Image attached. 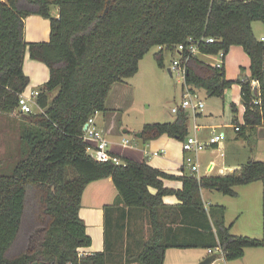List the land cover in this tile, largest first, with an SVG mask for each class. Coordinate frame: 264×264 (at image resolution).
<instances>
[{"label":"trees","instance_id":"1","mask_svg":"<svg viewBox=\"0 0 264 264\" xmlns=\"http://www.w3.org/2000/svg\"><path fill=\"white\" fill-rule=\"evenodd\" d=\"M52 7L59 9L57 18ZM31 15L50 21L49 42L25 41V19ZM254 22L264 24V0H0V114L16 113L20 119L8 165L0 157V264H109V249L116 242L108 234L105 252L78 253L92 245L79 214L83 193L90 183L107 178L118 191L116 204L147 212L150 236L139 264H164L171 248L221 247L229 262L242 259L246 249L264 248V238L233 235V225L225 223L226 209L206 208L201 195L206 189L236 197L235 187L264 180V162L249 161L229 176L177 178L146 161L98 162L83 138L88 119L107 111L112 87L138 74L153 47L164 48L155 56L163 69L164 50L177 54V47L192 39L199 42V53L187 60L186 85L223 98L239 84L245 112L238 134L246 140L249 132L264 126V42L256 39ZM207 38L214 43L202 42ZM233 46L242 47L251 60L249 78L230 81L224 66L199 58L226 56ZM27 53L46 65L49 80L36 100L43 112L35 107L22 114L19 97L30 84L24 73ZM231 109L237 113L234 104ZM232 124L240 127L236 117ZM188 125L189 114L180 110L173 123L145 125L142 140L167 135L185 141ZM177 179L182 190L164 187V180ZM29 195L39 196L42 221L27 218ZM166 196L181 204L166 205Z\"/></svg>","mask_w":264,"mask_h":264},{"label":"crops","instance_id":"2","mask_svg":"<svg viewBox=\"0 0 264 264\" xmlns=\"http://www.w3.org/2000/svg\"><path fill=\"white\" fill-rule=\"evenodd\" d=\"M56 8V11H52L51 9V15L54 18H57L59 16V9L58 7ZM256 23L257 22H254L252 25L254 35L258 41H263L264 30L262 34L258 35V29L260 27L258 26L256 28ZM50 31V21L48 19H44L37 15H31L25 19L24 38L27 43L49 42ZM178 55L179 54H174L175 58H177ZM202 57L208 58L210 61H207ZM199 58L204 63L214 67H217L218 65L224 66L226 70V78L230 81H237L241 77L249 78L251 76V60L245 53L243 48L240 46H233L224 58H219V56L216 55H200ZM169 70L170 69H168V72ZM24 73L30 79V84L24 92L27 95L31 94L32 92L39 91L40 88L49 80V70L46 65H40V62L31 60L28 53L25 55L24 59ZM172 74L173 73L170 70V75ZM127 81H129V79ZM127 81L125 83L115 84L112 87V90L106 100L107 111L105 113H116L120 109L121 100L119 98L118 92L128 87ZM253 85L254 88H258V84L256 82H254ZM241 90L242 89L239 84H234L231 89L226 91L224 97L221 98L223 100V106L225 107V122H222V119L218 114V110L213 104H209L207 106L205 105L204 111L200 112L196 116H193L192 114L187 112L189 114V121L190 116H193V124L188 125V135L194 134L196 132V135L203 142H208V140L212 137L213 132H216V134L224 133L225 138L226 134L221 130L223 129V127L233 125H228V123H233L234 117L237 118L238 124L241 128V126L244 125L243 116L245 112V107L242 103ZM232 104L236 106V114L232 112ZM98 115L99 114H97L95 117L96 124ZM175 119L176 118L174 117L173 122L175 121ZM240 119L241 121L239 122ZM195 126L198 127V130L196 131L194 130ZM98 128L104 133L107 138L109 129H106V127L100 128L99 126ZM260 128L264 129V127H259L257 129ZM142 129L138 134L142 132ZM257 129H255L254 131H256ZM254 131H251L250 133ZM125 133H127V131H125ZM174 139L175 138L163 135L162 137L154 141H150V144L147 145L148 147H150L152 143V145H156L157 147L153 149L155 151L152 153L145 151V159L143 161H146L147 164H149L153 168L159 169L160 171L177 178L190 176L191 174L198 179L212 176H229L238 173L243 166H234L233 163L228 161V157L224 153V151L227 150V144L224 143L223 140L219 145L209 147L199 154H193L184 152L183 148L180 147L179 143L176 142L177 139ZM179 142L183 143L184 141ZM178 148H180V155H178ZM171 149L174 152L171 151V153H169V150ZM156 152L160 154L157 157L154 156V153ZM110 153L119 158L122 162H124V159L136 161L129 157H124L113 150H110ZM187 154H189V157L196 159L198 164L200 165L199 175H195L194 173H192V170H190V173L187 172L188 168L191 169L189 166L187 168L186 164L183 163L188 161ZM176 167L179 168V171L177 173L172 171ZM164 187L167 189L178 191L182 190L183 183L179 179L164 180ZM206 191L208 192L215 190L203 189L201 191L203 201ZM151 192L155 194L156 190L151 189ZM117 193L118 192L111 178L103 179L87 185L82 196L81 209L79 214L80 218L86 225L87 234L92 239V245L88 248H81L79 249V251L83 256L105 252V239L106 234H108L107 230L112 225L115 230L114 234L118 238L115 239L116 244H114L109 249V254L112 259L109 264H139L137 261H132V259H135L136 255L139 254L138 250H135V246L137 245V242L141 240L139 236L135 234H133L132 238H129V230L138 228L148 230V224L144 221L142 216L143 214H147V212L136 208H128L123 204H116L118 195ZM163 201L166 205L169 206H177L181 204V202L175 196H166L163 198ZM209 207L210 206H206V208ZM208 257L209 254L208 250L206 249L171 248L166 251L164 264H200ZM218 264H264V248L246 249L244 257L235 261L229 262L226 261L224 257H221Z\"/></svg>","mask_w":264,"mask_h":264},{"label":"rangeland","instance_id":"3","mask_svg":"<svg viewBox=\"0 0 264 264\" xmlns=\"http://www.w3.org/2000/svg\"><path fill=\"white\" fill-rule=\"evenodd\" d=\"M55 8L52 7V11H56L57 8ZM256 24V28L258 26L261 28L258 29V35H260L264 30V24L261 22ZM163 49L160 46L153 47L140 62L138 74L127 81V88L118 92L121 107L116 113H98L97 125L100 128L106 127V129H109L107 135L109 150L136 161H143L145 159L144 152L152 153L155 151L153 149L157 147L152 145L153 143L148 147L149 142H144L142 138L137 137L139 131L147 124L173 122L174 117L176 118L177 115L172 113V109L181 104L185 90L182 76L177 73L170 75L168 72L175 58L174 54L164 50L165 68L161 69L158 66L155 56ZM202 58L210 61L208 58ZM194 91L206 106L213 104L218 110L222 122L226 121L224 116L225 107L221 98L209 97L204 89H194ZM19 120L16 113L10 115L0 114V157L6 160V165H8V157L13 153L12 150L15 148L19 138ZM189 124H193L192 115L190 116ZM230 124L232 123L229 122L228 125ZM234 127L235 125H230L223 127L221 130L226 134L223 141L227 144V150L224 153L227 155L228 161L233 163L234 166L245 165L249 161L264 162V129L260 128L252 133L249 132L248 138L242 140L239 139V134ZM126 140L130 142V145H124ZM176 142L183 148L182 142H179V140H176ZM171 151L173 150H169V153ZM178 155H180V148H178ZM187 155L192 164L198 163L196 159L189 157V154ZM189 160L183 162L187 168ZM190 170L188 168L187 172L190 173ZM172 171L177 173L179 168L176 167ZM235 191L237 193L236 197L225 196L218 191H206L204 195L205 204L206 206H223L226 209L225 223L227 226L233 225L232 234L263 239L264 180L251 185L235 187ZM40 206L39 196L29 195L27 202V218L29 220L34 219L35 222H38ZM35 210L36 214H34ZM142 216L148 224L147 214ZM39 219L41 220V216ZM138 229L129 230V238H132L133 234L139 236L142 242L140 244L137 243L135 250L140 253L143 244L150 236V227L148 224V230L139 229V231ZM114 233V227L111 225L108 229V238L111 242H115L116 235ZM138 255L132 261H137Z\"/></svg>","mask_w":264,"mask_h":264},{"label":"built area","instance_id":"4","mask_svg":"<svg viewBox=\"0 0 264 264\" xmlns=\"http://www.w3.org/2000/svg\"><path fill=\"white\" fill-rule=\"evenodd\" d=\"M214 39L207 38L203 39L202 42H205L207 44L214 43ZM264 41V39H263ZM201 42V41H200ZM199 42H194L192 39L188 40V44H181L177 47V54L178 57L173 59L172 65H171V72L177 73L178 75L182 76L181 78L184 80L185 90L183 93L181 104L175 108L172 109L173 114H178L180 110L186 111L193 116H196L200 112L204 111L205 109V103L200 100L198 94L194 91L193 88L186 85L185 78L187 73V60L190 56L197 55L199 53L198 45ZM186 53L187 59L185 61L182 60L183 54ZM217 56L219 58H224L225 54L224 52H220ZM218 68H221L222 65H218ZM254 86V85H253ZM256 89V88H255ZM39 95V92H32L31 94L27 95L23 93L19 97V111L22 114H31L34 111V108H38L40 112H43L41 108L37 105V97ZM98 113H96L94 116L90 117L88 119V122L86 123L87 129H84V141L87 144V151L89 155L95 159L98 162L108 163L112 162L116 165H121L123 162L112 155L109 150V142L104 135V133L98 128L95 117ZM85 125V126H86ZM238 126L235 127V130L239 131ZM194 130H198V127L195 126ZM194 131V132H195ZM224 138V133L216 134V132H213L212 137L208 140V142H203L197 135L196 132L194 134L188 135L186 140L183 142V150L186 153H193V154H199L203 151H205L209 147H213L214 145H219L221 141ZM125 146L130 145V142L126 140L124 142ZM159 153H154V156H159ZM189 160V159H188ZM188 166L191 168L193 173L196 175H199L200 173V165L192 164V161L189 160ZM79 257H82V253L78 251ZM209 257L214 256L215 261L211 264H218L221 257H224L223 251L221 247H217L215 249H209L208 250Z\"/></svg>","mask_w":264,"mask_h":264},{"label":"water","instance_id":"5","mask_svg":"<svg viewBox=\"0 0 264 264\" xmlns=\"http://www.w3.org/2000/svg\"><path fill=\"white\" fill-rule=\"evenodd\" d=\"M109 5H110V1L108 2V7H107L105 13H107L108 8H109ZM169 73H170V70H169ZM84 129H85V130L87 129V125L85 126ZM137 136H138V138H142V134H141V133L138 134ZM215 260H216V259H215L214 256H210V257L206 258V259H205L203 262H201L200 264H211V263H213Z\"/></svg>","mask_w":264,"mask_h":264}]
</instances>
